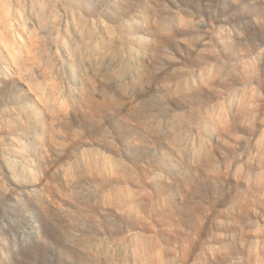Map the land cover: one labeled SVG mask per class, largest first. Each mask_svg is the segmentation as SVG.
Masks as SVG:
<instances>
[{
	"label": "rangeland",
	"instance_id": "obj_1",
	"mask_svg": "<svg viewBox=\"0 0 264 264\" xmlns=\"http://www.w3.org/2000/svg\"><path fill=\"white\" fill-rule=\"evenodd\" d=\"M0 264H264V0H0Z\"/></svg>",
	"mask_w": 264,
	"mask_h": 264
}]
</instances>
